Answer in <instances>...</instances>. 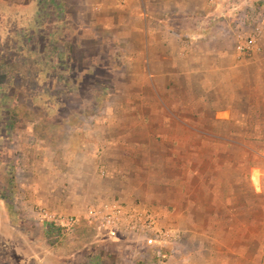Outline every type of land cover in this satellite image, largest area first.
I'll return each mask as SVG.
<instances>
[{
  "label": "rangeland",
  "instance_id": "obj_1",
  "mask_svg": "<svg viewBox=\"0 0 264 264\" xmlns=\"http://www.w3.org/2000/svg\"><path fill=\"white\" fill-rule=\"evenodd\" d=\"M100 1L0 0V264H91L92 259L85 263V257L102 245L124 250L108 259L111 264H175L181 260L186 220L179 222L176 215H168L164 224L178 228L181 237L165 260L151 248L153 240L141 236L118 240L85 220L70 232L38 214L41 207L80 214L88 203L69 191L71 197L63 199L59 207L56 199L54 205L46 206L31 199L29 183L47 180L48 159L56 158L52 151L59 145L57 139L83 131L91 118L150 117L156 122L173 113L192 121L193 132L200 137L195 139L198 153L188 157L193 174L186 179L191 194L186 199H206V189L214 180L213 168L220 187L229 176L235 179L233 188L238 192L240 179L245 183L244 177L254 175L251 179L258 185L261 178L259 168L241 175L235 171L241 163L245 166L244 161H252L253 148L264 150V108L247 112L214 109L213 105H224L223 95L209 93L206 80L191 70L197 62L207 64L209 40L214 36L228 40L230 47L235 42L247 59L260 54V42L258 50H239L237 34H253L259 27L261 40L264 0H207L201 23L193 16L171 15L170 29H161L157 22L145 33L129 28L127 8L120 4L104 7ZM153 16L152 22L159 18V14ZM147 36L149 48L141 44ZM192 40H202L196 48L200 52L188 46L183 54V44ZM230 81V91H237L238 84ZM162 101L175 106L164 114L156 107ZM235 103L240 102L236 99ZM130 104L138 105L131 108ZM150 128L166 135L181 134L171 126ZM244 137L249 140L242 143ZM257 137L259 141H255ZM259 156L264 162V155ZM226 167L235 169L226 176ZM243 195L237 193L236 197L244 199ZM252 199L247 240L231 238L226 244L229 248L223 247L222 261L229 264H264V219L260 222L259 207L255 227ZM132 202L142 205L137 199ZM126 243L131 248L124 249Z\"/></svg>",
  "mask_w": 264,
  "mask_h": 264
},
{
  "label": "crops",
  "instance_id": "obj_2",
  "mask_svg": "<svg viewBox=\"0 0 264 264\" xmlns=\"http://www.w3.org/2000/svg\"><path fill=\"white\" fill-rule=\"evenodd\" d=\"M123 1L124 3L119 0H101L99 4L104 7L120 4L123 8H127L129 28L140 30V33L149 31L151 26L156 25L157 22L161 24V29H170L172 27L171 15H180L183 18L193 16L196 22L201 23V19L207 14L204 11L207 0ZM211 3L214 4L213 1ZM158 14L159 18L152 22L153 17L156 18L153 15ZM218 38L220 37L214 36L209 40L210 54L208 53L207 64L197 62L195 63L196 68L191 70L192 74H195L194 76L206 80L209 93L223 95L224 105H213V108L220 111H232V109L239 108L246 112L252 109H263L264 35L259 41L262 52L254 53L249 59L240 54L236 49L235 42L234 46L230 47L228 40L220 41ZM201 41L192 40L189 44L184 43L181 48L182 53L184 54V51L188 50V46L192 50H196ZM142 42L144 47H151L148 36L142 39ZM196 51L200 52V50ZM152 74L154 73H150V75ZM180 74L182 75V73ZM231 79L239 86L235 92H231L229 88ZM237 95L239 98H236ZM248 96L251 97L250 100H248ZM254 97L258 102L254 101ZM236 99L240 102L238 106L235 103ZM249 101L251 102L249 103ZM137 105L130 104L131 108H135ZM174 106L172 102L162 101L158 102L156 107H159V110H164V114H167V111L173 109ZM169 116V118H161L156 122L150 117L138 119L108 117L102 118L100 121L96 118H91V121L88 119L89 123L84 126L83 131L67 134L57 139L59 145H56L52 151L56 158L48 159L50 166L48 174L50 176L46 181H43L45 178H39L36 182L29 183L32 190L29 193L31 199L46 206L47 204L54 205L53 199H56L55 204H58L56 206L59 207V203L63 199L71 197V193L68 194V192L74 191L73 197L88 201L85 208L89 204L113 198L127 202L137 199L140 204L156 212L163 224L167 221L168 215H176L179 222L186 220V225L182 226V258L175 261V264H229L222 261V252L225 251L223 247L229 248L226 244L228 245L231 238L247 240L250 235L248 229L249 198H253L251 209L255 214L253 218L255 227H257L258 216L256 214L259 207L260 222H263L264 219V162L259 156L264 155V150L253 148L259 155L254 152L250 166L247 168L241 163L239 169L235 171H239L241 175L250 172L251 168H259L262 174L260 180L258 177V185L251 179L254 175L249 179L244 177L245 183L240 179L238 184L240 192H238L233 188L235 179L232 181V178L228 176L235 168L226 167L224 170L228 177L224 179V183L220 187L217 184L213 168L214 180L206 189V199L198 201L186 199V196H191L189 193L190 184L186 182V179L191 177L189 174H193L188 157L198 153L195 141L199 139L200 135L193 132L195 129L191 128L192 121L173 113ZM232 116L234 114L230 112L229 118ZM243 118L247 119V115H243ZM254 124L258 125L259 123ZM152 125L171 126L181 134L166 135L159 129H151ZM188 130L191 132L188 133ZM247 140L249 139L244 137L240 141L245 143ZM255 141H259V138L257 137ZM243 152L245 153V150ZM207 157L215 158V154H208ZM244 163L246 165L248 161H244ZM185 164L189 167L186 170ZM38 171L39 169L32 175H36ZM185 172L186 174H184ZM45 173H47L46 169ZM234 185L237 186V184ZM243 186L245 188L242 189ZM237 193H244V199H241L240 196L236 197ZM100 199L103 200L100 201ZM63 202L65 203V201ZM71 214H75V212ZM114 235L118 240L124 237L129 238ZM153 244L151 248L154 249V252L156 249L158 256H161V251L165 253L167 248L171 247L170 244L158 242ZM129 247L131 248V245L126 243L124 249ZM122 251L124 252V250ZM122 251H114L102 245V248L93 251L92 255H88L89 257H85V263L89 260L87 258H91V264H111L108 259L117 253L120 256ZM170 264L173 263L170 262Z\"/></svg>",
  "mask_w": 264,
  "mask_h": 264
},
{
  "label": "built area",
  "instance_id": "obj_3",
  "mask_svg": "<svg viewBox=\"0 0 264 264\" xmlns=\"http://www.w3.org/2000/svg\"><path fill=\"white\" fill-rule=\"evenodd\" d=\"M260 36L259 27L256 28V32L249 35L238 32V49L258 50ZM38 214L50 222L65 227L70 232H73L85 220L93 223L102 233L141 236L158 243L170 244L171 247L181 237V231L178 228L164 225L158 214L150 208L117 198L89 204L81 214L57 212L47 207L39 208Z\"/></svg>",
  "mask_w": 264,
  "mask_h": 264
},
{
  "label": "trees",
  "instance_id": "obj_4",
  "mask_svg": "<svg viewBox=\"0 0 264 264\" xmlns=\"http://www.w3.org/2000/svg\"><path fill=\"white\" fill-rule=\"evenodd\" d=\"M250 162H248L245 166H247V168H248V166H250ZM251 215V218L253 217V214L251 213L250 214ZM50 222V221H49ZM52 224H56V223H54V222H51ZM59 226H61V225H59ZM60 229H64L65 227H59ZM57 231H60L59 229H57ZM264 232V231H263ZM263 235V234H262ZM262 239H263V236H262ZM171 251H172V247H168L167 248V251H165V253L164 252H162L161 251V253H160V255H162L165 259L171 254Z\"/></svg>",
  "mask_w": 264,
  "mask_h": 264
}]
</instances>
